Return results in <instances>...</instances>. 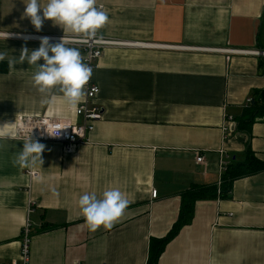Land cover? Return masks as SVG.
I'll return each mask as SVG.
<instances>
[{"label": "crops", "instance_id": "obj_1", "mask_svg": "<svg viewBox=\"0 0 264 264\" xmlns=\"http://www.w3.org/2000/svg\"><path fill=\"white\" fill-rule=\"evenodd\" d=\"M97 3L109 16L100 36L153 46L104 50L92 75L102 119L72 153L42 142L41 166L14 164L24 142L17 119H81L60 95L41 104L32 86L35 66L9 67L8 59L40 42L0 38L8 64L0 73V126L9 124L0 132V264L20 259L30 204V264H147L150 241L164 238L178 220L182 195L194 184L220 182V150L230 163L243 162L248 148L264 162V117L250 133L239 131L236 119L264 90V56L227 52H264V0ZM24 10L23 0H0V33L65 35L51 20L37 32L21 18ZM198 152L205 164L196 161ZM112 187L129 206L110 231L90 232L78 199ZM158 264H264V171L235 180L228 198L197 202L191 224Z\"/></svg>", "mask_w": 264, "mask_h": 264}, {"label": "clouds", "instance_id": "obj_2", "mask_svg": "<svg viewBox=\"0 0 264 264\" xmlns=\"http://www.w3.org/2000/svg\"><path fill=\"white\" fill-rule=\"evenodd\" d=\"M23 3L25 10L21 18L29 19L37 32L42 30L45 20H51L65 35L57 43H50L48 37H42L36 50L22 48L19 57L8 59L9 67L25 62L35 66L32 86L41 95V104H50L60 95L69 111H79V106L86 101L87 85L93 70L84 62L78 48L68 46L69 36L79 37L85 44L92 40L99 42L102 38L98 35L100 30L109 23L108 13L102 5L97 4V0H23ZM8 36L9 33H0V38L5 40ZM6 59L7 53L0 52V62ZM41 59L43 64L38 63ZM93 91L98 89L94 88ZM7 125L0 126V132ZM57 130L55 134L46 131L51 136H58ZM44 149L45 145L32 140L29 134L14 164L21 168H33L37 164L41 166ZM128 206L125 193L117 187L106 189L99 197L95 192H90L78 199L80 214L90 232L101 227L110 231L123 218Z\"/></svg>", "mask_w": 264, "mask_h": 264}, {"label": "built area", "instance_id": "obj_3", "mask_svg": "<svg viewBox=\"0 0 264 264\" xmlns=\"http://www.w3.org/2000/svg\"><path fill=\"white\" fill-rule=\"evenodd\" d=\"M98 4V3H97ZM99 5V4H98ZM104 9V8H103ZM99 35V34H98ZM64 36H48V35H9L8 37L16 38H29L33 41L40 42L42 37H48L50 43L59 42L60 38ZM100 36V35H99ZM102 37V36H100ZM69 45L78 48L83 51L84 62L87 63L92 70L95 69L97 62L103 56L104 50L114 47H135V46H153V45H139L134 43H126L122 41H117L109 38L102 37L99 42L92 40L87 44L82 43L81 39L76 36H69ZM220 51V50H211ZM230 54L237 55H253V56H264V52H253V51H227ZM98 89V91H93V89ZM87 96L86 101L82 103L79 111H75L78 118L81 119V123H74L68 120H53L48 117H33V116H20L16 122V135L18 138L25 140L30 134L31 139L39 143L42 142H53L60 144L63 147L64 152L72 153L78 146L85 144L88 141V134L95 129L96 122L100 121L103 117V109L95 104V100L100 94L99 87L93 82L91 78L89 84L87 85ZM252 100L249 99L246 102V106H249ZM67 127V128H66ZM64 128V129H59ZM58 129V130H57ZM55 134L58 131V136H51L47 133ZM220 162H219V175L220 180L222 174L227 170L230 162L227 160L228 157L225 156L224 150H220ZM226 157V158H225ZM227 161H226V160ZM196 161L200 164H205V158L199 152L197 153ZM30 176L32 178H37V172L31 171ZM152 197L157 198V191L152 192ZM33 213L32 205L28 208V219L24 224L21 234V253L20 259L14 260L10 264H30V251L31 242L33 235V228L30 221V215Z\"/></svg>", "mask_w": 264, "mask_h": 264}, {"label": "trees", "instance_id": "obj_4", "mask_svg": "<svg viewBox=\"0 0 264 264\" xmlns=\"http://www.w3.org/2000/svg\"><path fill=\"white\" fill-rule=\"evenodd\" d=\"M8 72V64L0 62V73ZM257 98L249 106L243 109L237 117L238 130L250 133L257 119L264 117V90L258 92ZM264 171V162L258 159L250 148L246 152L243 162L230 163L227 170L222 174L221 180L216 186L192 185L182 195L181 209L178 220L169 233L161 239H152L149 246V258L147 264H158L159 258L168 243L178 233L191 224L194 218L195 206L199 201L208 199H225L230 197L233 182L237 179L258 174Z\"/></svg>", "mask_w": 264, "mask_h": 264}, {"label": "rangeland", "instance_id": "obj_5", "mask_svg": "<svg viewBox=\"0 0 264 264\" xmlns=\"http://www.w3.org/2000/svg\"><path fill=\"white\" fill-rule=\"evenodd\" d=\"M256 52V51H255Z\"/></svg>", "mask_w": 264, "mask_h": 264}]
</instances>
